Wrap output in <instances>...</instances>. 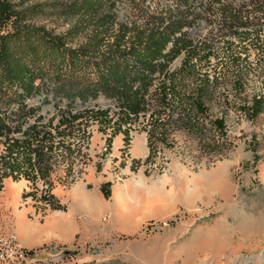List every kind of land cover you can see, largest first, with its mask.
<instances>
[{"label": "trees", "instance_id": "1", "mask_svg": "<svg viewBox=\"0 0 264 264\" xmlns=\"http://www.w3.org/2000/svg\"><path fill=\"white\" fill-rule=\"evenodd\" d=\"M38 19L66 27L55 33ZM263 19L264 0H0V189L5 178L26 181L31 190L20 198L63 211L49 176L59 159L62 184L77 179L80 171L72 164L81 154L72 139H86L91 124L101 134L109 131L108 149L117 134L126 145L131 124L146 119L148 160L152 139L164 141L175 116L187 133L209 135L203 149L220 154L225 118L209 119L207 112L218 81L232 90L229 99L222 98L225 109L238 105L232 109L248 121L264 113ZM219 53L228 57L230 73L208 77L203 70ZM250 53L260 55V75L258 92L247 98L243 65ZM178 57V68L171 70ZM42 93L56 109L57 122L27 124L37 109L28 101ZM108 186L99 187L103 198Z\"/></svg>", "mask_w": 264, "mask_h": 264}, {"label": "rangeland", "instance_id": "2", "mask_svg": "<svg viewBox=\"0 0 264 264\" xmlns=\"http://www.w3.org/2000/svg\"><path fill=\"white\" fill-rule=\"evenodd\" d=\"M21 1L31 3L41 0ZM36 22L55 33L66 27L54 19H38ZM261 30L260 37L263 39L264 29ZM204 35L205 29H202L200 36ZM259 58V54L250 53L243 65L248 85L242 95L247 98L259 89L260 73L255 67ZM227 59L221 53L210 57L203 73L221 79L223 74L230 73ZM180 60L181 57H178L172 62L171 70L178 68ZM221 80L214 88L207 111L209 119L220 115L225 118L226 146L220 154L203 149L209 135L205 133V137L201 138L187 133L174 121L175 116L165 127V140L152 139L151 157L141 161L132 160L129 156L138 154L142 149L137 135L144 134L147 138L142 131L143 126L148 129L146 119L139 118L131 124L128 143H122L115 155L106 148L109 131L101 134L97 125L91 124L87 128L89 134L86 139L78 135L72 139L81 154V157L73 158L72 164L74 170L80 171L76 174L77 179L71 184H62L64 163L60 164L59 159L54 162L55 168L49 176L51 194L55 199L68 203L63 200L66 191L83 180L87 170H94L92 183L101 176L114 184L122 183L126 178L140 177L145 180L146 188L167 195L168 180L178 169L179 187L195 181L197 185L204 186L205 198H221L218 202L180 210L168 217L145 220L133 233L111 231L105 216L99 220L92 219L87 226L82 222L84 219H76L78 231L68 238L25 248L19 242L24 240L27 229L34 227L29 222L44 221L42 224H45V217L51 210L30 198H20L22 193L31 190L26 181L12 182L5 178L0 189V237L9 239L24 254L8 264H264V113L254 121H248L232 109L238 105L225 109L222 98L227 96L229 99L232 90ZM191 86L190 82L187 83V90ZM44 95L42 93L28 101L37 109L28 115L27 124L36 122L39 126H46L49 121L56 124L59 115ZM99 103L103 108L115 110L112 105ZM14 125L11 123V126ZM11 135L16 136L15 133ZM253 156L259 158L254 161ZM36 185L41 188V183ZM68 211H71L70 203ZM48 219L46 224L51 227L57 226L60 221L59 216ZM0 264L7 263L2 261Z\"/></svg>", "mask_w": 264, "mask_h": 264}, {"label": "crops", "instance_id": "3", "mask_svg": "<svg viewBox=\"0 0 264 264\" xmlns=\"http://www.w3.org/2000/svg\"><path fill=\"white\" fill-rule=\"evenodd\" d=\"M137 137L142 145L141 151L138 154H130L132 138L129 141L128 151L132 160L141 161L147 157L149 150L145 135L139 134ZM122 143V135L117 134L110 139L108 150L115 155L114 153H118L117 150L120 149ZM177 172L179 174L178 169L168 180L169 192L165 195L156 189L146 188L145 180L140 177L126 178L124 182L114 184L108 178L101 176L92 183L94 170H87L83 180L76 182L66 191L63 200L65 199L68 203L56 198L58 204L64 207L63 211L52 210L45 217L47 223L51 216H59L58 225L51 227L49 224H42L44 221L42 223L29 222L34 227L27 229L24 240L19 243L25 248H30L48 241H60L78 231L76 219H84L82 222L87 226L92 219L99 220L104 216L108 221L106 225L111 227V231L133 233L145 220L168 217L180 210H191L197 206L206 207L221 199L210 198V196L205 198L204 186L197 185L195 181L191 182V185L185 184L179 187ZM104 183H109L107 198H103L99 190ZM161 187L164 188L162 185ZM69 203L70 212L68 211Z\"/></svg>", "mask_w": 264, "mask_h": 264}, {"label": "built area", "instance_id": "4", "mask_svg": "<svg viewBox=\"0 0 264 264\" xmlns=\"http://www.w3.org/2000/svg\"><path fill=\"white\" fill-rule=\"evenodd\" d=\"M23 253L18 246L12 244L8 239H2L0 237V262L11 263L19 258L23 257Z\"/></svg>", "mask_w": 264, "mask_h": 264}, {"label": "bare ground", "instance_id": "5", "mask_svg": "<svg viewBox=\"0 0 264 264\" xmlns=\"http://www.w3.org/2000/svg\"><path fill=\"white\" fill-rule=\"evenodd\" d=\"M19 248V247H18Z\"/></svg>", "mask_w": 264, "mask_h": 264}]
</instances>
